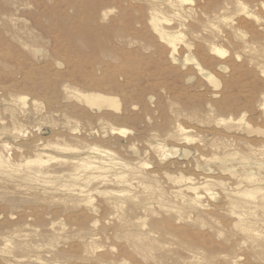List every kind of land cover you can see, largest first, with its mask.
<instances>
[{
  "label": "rangeland",
  "instance_id": "374dc122",
  "mask_svg": "<svg viewBox=\"0 0 264 264\" xmlns=\"http://www.w3.org/2000/svg\"><path fill=\"white\" fill-rule=\"evenodd\" d=\"M0 264H264V0H0Z\"/></svg>",
  "mask_w": 264,
  "mask_h": 264
},
{
  "label": "bare ground",
  "instance_id": "6f19581e",
  "mask_svg": "<svg viewBox=\"0 0 264 264\" xmlns=\"http://www.w3.org/2000/svg\"><path fill=\"white\" fill-rule=\"evenodd\" d=\"M170 37V36H169ZM170 38H172V37H170ZM170 38H169V40H170ZM174 38V37H173ZM172 38V39H173ZM171 41H173V40H171ZM167 42H168V40H167ZM171 44H173V43H171ZM174 49V48H173ZM170 53V52H169ZM216 81V80H215ZM215 83V82H214ZM95 94H93V96H94ZM97 95V94H96ZM100 95V94H99ZM87 97H88V95H87ZM90 97V96H89ZM102 97H103V95H102ZM91 98V97H90ZM95 99V98H94ZM101 99V98H100ZM99 99V100H100ZM88 100V99H87ZM93 100V99H92ZM91 100V101H92ZM113 100V99H112ZM116 100V99H115ZM88 102V101H87ZM92 102H94V101H92ZM99 102V101H98ZM104 102V101H103ZM113 102V101H112ZM89 103H91V102H89ZM96 103V102H95ZM97 104V103H96ZM94 105V104H93ZM91 106H92V104H91ZM97 106V105H96ZM102 106H103V104H102ZM97 109H98V107H97ZM94 164V163H93ZM102 169V168H101ZM104 169V168H103ZM95 170V169H94ZM98 170V169H97ZM20 246V245H19ZM20 249V248H19ZM30 260V259H29Z\"/></svg>",
  "mask_w": 264,
  "mask_h": 264
}]
</instances>
